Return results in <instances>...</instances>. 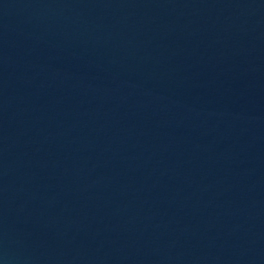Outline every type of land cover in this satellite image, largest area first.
<instances>
[{"label":"water","instance_id":"1","mask_svg":"<svg viewBox=\"0 0 264 264\" xmlns=\"http://www.w3.org/2000/svg\"><path fill=\"white\" fill-rule=\"evenodd\" d=\"M0 264H264V0H0Z\"/></svg>","mask_w":264,"mask_h":264}]
</instances>
